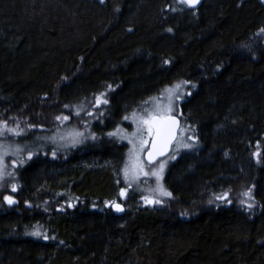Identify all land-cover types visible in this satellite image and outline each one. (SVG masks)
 Returning a JSON list of instances; mask_svg holds the SVG:
<instances>
[{"label":"trees","instance_id":"trees-1","mask_svg":"<svg viewBox=\"0 0 264 264\" xmlns=\"http://www.w3.org/2000/svg\"><path fill=\"white\" fill-rule=\"evenodd\" d=\"M262 30L264 0H0V122L76 131L69 109L102 91L111 113L102 137L24 160L0 264H264ZM176 83L193 84L173 109L197 142L126 187L104 130Z\"/></svg>","mask_w":264,"mask_h":264},{"label":"rangeland","instance_id":"rangeland-1","mask_svg":"<svg viewBox=\"0 0 264 264\" xmlns=\"http://www.w3.org/2000/svg\"><path fill=\"white\" fill-rule=\"evenodd\" d=\"M192 86L193 84H188L185 87L184 84L176 83L174 85L166 87L160 93H157L151 98L140 103L138 105L139 107L136 106V109L130 111L125 115L122 114L117 119L116 123H112L113 127H109L108 129L104 130V134H106L108 137L112 138L113 136L116 137V140L126 143V154L124 162L120 168V177L126 184V187H129L133 182L138 183V176L144 178L148 182L150 180L152 182L150 186H153L156 181L153 170L143 169V165L141 163V154L145 149V142L147 141L148 131V127L142 123V120L144 118H147L149 114L158 116H164L170 113L174 114V99H180L181 97L183 98V96H189L191 94L189 88H191ZM112 92L113 91L111 90L108 95H111ZM106 94L107 91H102L96 94L93 97V100L89 101L90 103H87V105L85 104L86 106H79L78 104L69 109V116L73 119L72 122H70L72 123L71 125H78V129L76 131H64L65 133L58 132L59 129L63 130L62 128H60L61 126H59L57 130H53L48 133L33 130L20 135H15L14 132H8L7 136L5 134L1 135L0 176H2V178H0V205L5 204L4 197L8 193L5 191H7L9 187L15 186L16 188L15 179L18 173H20L25 167L26 162H24V160L29 158V156H27L28 154H30V156L34 153L43 155L46 153V151L58 150L65 152V150H67L68 148L75 149L81 144H85V141L91 142L94 140L97 133L93 130V126H95V124L103 126V119L105 120L106 118L107 121L110 118L109 114L111 113L107 106V103L102 102L104 101ZM98 97L101 101V103L99 104L97 103ZM107 113L108 115H106ZM85 130H88L87 137L85 138V140H79V138L85 136L83 134ZM67 132L69 133L66 136ZM110 133L112 135H110ZM187 133L188 131L185 130V127H182L179 130L178 141H176V143L173 145V150L169 157L175 156V153L179 151L190 149L191 147H193L196 139H194L192 133H190V140H188V136H186ZM27 135H29V138L32 136L41 137L35 138L33 140H28L29 138H26ZM97 136L102 137V134H97ZM74 141L78 142L74 143ZM185 145H188V147H185ZM49 154L52 157L56 155V153L53 152ZM164 161L165 160H160L158 164H161ZM144 186L146 185H137L136 187L140 188H135V191L137 190L139 192H145L142 189V187ZM9 191L13 192L11 188L9 189ZM148 191L150 193L155 192V190L152 191L150 189ZM29 234L34 237L36 236L32 232H29Z\"/></svg>","mask_w":264,"mask_h":264},{"label":"snow or ice","instance_id":"snow-or-ice-1","mask_svg":"<svg viewBox=\"0 0 264 264\" xmlns=\"http://www.w3.org/2000/svg\"><path fill=\"white\" fill-rule=\"evenodd\" d=\"M104 0H101V3H103ZM180 3L188 6V7H195L196 4H198L200 2V0H179ZM173 11H175L176 9H172ZM169 31H171V29H169ZM264 31V30H262ZM178 98V97H177ZM103 103H107V100H104L102 101ZM97 103H101L100 101V98L98 97L97 98ZM59 119V117H58ZM64 119H67V117H64ZM142 123L144 125H146L148 127V131L150 133H152L153 129L155 128V135L157 137V141H154L153 142V150L151 152H149L148 154V159H149V162H151L153 159H155V156L156 155H162L163 154V151L164 149L166 148V145L168 143L171 142V137H172V133H173V129L171 126H169L168 124H166L164 121H163V118L161 117H157V116H154L152 114H149V116L147 118H144L142 120ZM173 125L175 123V121L173 120L171 122ZM0 129H7V124L6 122H0ZM8 131L10 132H14L15 135H20L21 133L19 131H14L12 129H7ZM110 135H112L110 133ZM75 142H78V141H74ZM157 143L160 144V147L158 149L157 147ZM185 147H188V145H185ZM173 159L175 157H172ZM29 159H31V156L29 155ZM163 168H164V164L162 163L160 165V173L163 172ZM158 175V178H159V174ZM0 178H2V176H0ZM12 191H16V188L15 186L12 187ZM164 195H171V193H167V192H164L163 193ZM121 196H124L125 195V190L124 189H121V193H120ZM247 195V193L245 194ZM5 201L9 204H13L15 203L14 200H12L9 196H5L4 197ZM148 203H159V201H147ZM116 207V209L119 211L121 210L120 209V206L119 205H114ZM248 207H251V205H248ZM34 235H39V233H33Z\"/></svg>","mask_w":264,"mask_h":264},{"label":"water","instance_id":"water-1","mask_svg":"<svg viewBox=\"0 0 264 264\" xmlns=\"http://www.w3.org/2000/svg\"><path fill=\"white\" fill-rule=\"evenodd\" d=\"M201 1L202 0H200V2L198 4H196L195 7H191V8H196L201 3ZM157 117L163 118V121L166 124H168L169 126L172 127L173 133H172V137H171V142L166 145V148L164 149L162 155H159V154L156 155L155 156V159H153L151 162H149L148 154H149V152H151L153 150V142L154 141H157V137L155 135V128H154L153 131H152V136H151V139H150V141L148 143L147 149H146V151L143 154V159H144V162L146 164H153L156 161H158L159 159L165 157L166 155H168L170 153L171 148H172L174 142L177 139L178 131H179V128H180V119L176 115H166V116H157ZM173 120L175 121L174 125L171 123ZM157 147L159 149V147H160V144L159 143H157ZM112 209L117 214H120L123 211L121 208H120L121 210L118 211L115 206H112Z\"/></svg>","mask_w":264,"mask_h":264},{"label":"bare ground","instance_id":"bare-ground-1","mask_svg":"<svg viewBox=\"0 0 264 264\" xmlns=\"http://www.w3.org/2000/svg\"><path fill=\"white\" fill-rule=\"evenodd\" d=\"M114 205H119L120 208L123 210L122 206H121L119 203H112V204H110V207H111V210H112V211H114V210L112 209V206H114ZM116 214H117V213H116ZM120 214H121V213H120Z\"/></svg>","mask_w":264,"mask_h":264},{"label":"flooded vegetation","instance_id":"flooded-vegetation-1","mask_svg":"<svg viewBox=\"0 0 264 264\" xmlns=\"http://www.w3.org/2000/svg\"><path fill=\"white\" fill-rule=\"evenodd\" d=\"M149 134H150V132H149V131H147V138L149 137Z\"/></svg>","mask_w":264,"mask_h":264}]
</instances>
